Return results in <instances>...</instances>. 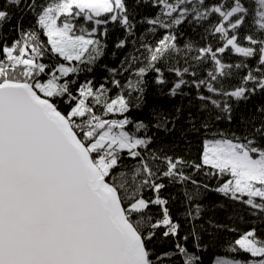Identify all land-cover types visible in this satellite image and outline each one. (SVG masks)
Returning <instances> with one entry per match:
<instances>
[{
	"label": "snow or ice",
	"instance_id": "1",
	"mask_svg": "<svg viewBox=\"0 0 264 264\" xmlns=\"http://www.w3.org/2000/svg\"><path fill=\"white\" fill-rule=\"evenodd\" d=\"M0 264H264V0H0Z\"/></svg>",
	"mask_w": 264,
	"mask_h": 264
},
{
	"label": "trees",
	"instance_id": "2",
	"mask_svg": "<svg viewBox=\"0 0 264 264\" xmlns=\"http://www.w3.org/2000/svg\"><path fill=\"white\" fill-rule=\"evenodd\" d=\"M225 239H226V237H225Z\"/></svg>",
	"mask_w": 264,
	"mask_h": 264
}]
</instances>
